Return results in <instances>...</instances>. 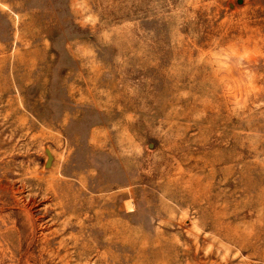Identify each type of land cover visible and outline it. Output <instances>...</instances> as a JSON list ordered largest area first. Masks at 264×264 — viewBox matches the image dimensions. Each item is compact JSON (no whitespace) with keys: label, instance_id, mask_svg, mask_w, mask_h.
<instances>
[{"label":"rangeland","instance_id":"rangeland-1","mask_svg":"<svg viewBox=\"0 0 264 264\" xmlns=\"http://www.w3.org/2000/svg\"><path fill=\"white\" fill-rule=\"evenodd\" d=\"M0 264H264V0H0Z\"/></svg>","mask_w":264,"mask_h":264},{"label":"water","instance_id":"water-1","mask_svg":"<svg viewBox=\"0 0 264 264\" xmlns=\"http://www.w3.org/2000/svg\"><path fill=\"white\" fill-rule=\"evenodd\" d=\"M239 2H241V1H239ZM51 160H52V159L50 158V160H49V164H50Z\"/></svg>","mask_w":264,"mask_h":264}]
</instances>
